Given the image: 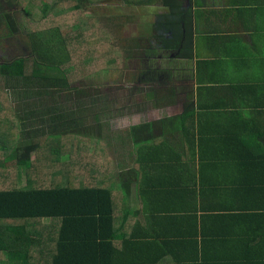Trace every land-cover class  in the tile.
Returning <instances> with one entry per match:
<instances>
[{
  "label": "trees",
  "instance_id": "trees-1",
  "mask_svg": "<svg viewBox=\"0 0 264 264\" xmlns=\"http://www.w3.org/2000/svg\"><path fill=\"white\" fill-rule=\"evenodd\" d=\"M2 1L9 6L15 1L17 9L11 13L0 4V26L21 31L30 53L0 64V264H109V251L124 253L114 248L120 236L115 221L125 214L136 219L137 203L146 207L157 195L164 196L156 183L163 171L175 172L187 164L169 141L179 132L173 128L179 120L112 132V115L71 108L66 95L81 84L103 87L106 74L128 71L135 51L146 48L143 39L113 35L123 25L118 15L86 16L81 0ZM154 94L148 102L154 106L147 112L178 102L170 89ZM179 195L177 190L168 194L170 200ZM172 212L177 217L182 208L159 207L156 223L162 225ZM228 232L223 245H216L233 258L227 261H209L199 254L218 242L213 237L191 247L199 236L195 229L174 232L172 243L157 249L179 257L192 249L190 260L172 256L174 264H264L263 234L252 245L235 238L231 246Z\"/></svg>",
  "mask_w": 264,
  "mask_h": 264
},
{
  "label": "crops",
  "instance_id": "crops-1",
  "mask_svg": "<svg viewBox=\"0 0 264 264\" xmlns=\"http://www.w3.org/2000/svg\"><path fill=\"white\" fill-rule=\"evenodd\" d=\"M121 1L139 12L138 29L151 21L157 40H166V34L179 40L155 46L169 50L162 55L178 64L158 81L163 89L182 86L174 94L178 102L147 114L155 124L167 118L179 120L173 127L179 132L169 141L187 164L175 172L163 171L156 183L164 196L157 195L146 207L137 203L136 219L125 214L115 221L120 236L114 248L124 253L112 249L105 261L172 264L177 252L164 254L158 246L172 243L174 232L192 229L199 236L191 247L213 237L218 242L207 244L206 253L199 254L209 256V261H227L231 256L216 249L224 232L232 231V238L226 235L231 246L235 238L252 245L264 235V0ZM126 25L120 27L123 34ZM170 190L180 195L170 200ZM175 204L182 212L177 217L172 212L169 220L157 224L159 207L172 209ZM191 250L177 257L189 259Z\"/></svg>",
  "mask_w": 264,
  "mask_h": 264
},
{
  "label": "rangeland",
  "instance_id": "rangeland-1",
  "mask_svg": "<svg viewBox=\"0 0 264 264\" xmlns=\"http://www.w3.org/2000/svg\"><path fill=\"white\" fill-rule=\"evenodd\" d=\"M45 1L50 3L52 0ZM81 1V10L86 16L118 15V21L127 24L125 26L127 34H123V29L121 32L119 26L117 30L118 34L113 35L116 38H131V36H133L132 38H141L144 40L143 45L146 48H141L138 52L135 51L136 56L127 62L126 68H128V71L113 73L112 75L106 74L103 87L87 88L81 84L80 90L66 95L68 96L70 105H72L71 108L73 110L78 107H84L87 110L96 109L97 112L112 115L108 119L109 128L112 132L144 123H154L155 120L147 114L149 112L147 110L153 105L152 103L149 105L148 102L150 100L153 101L155 97V94L153 97L150 94L156 92L158 89H162L158 83L160 76L171 74L178 67L174 58H171L170 55H162L167 54L169 50L165 51L160 48L156 50L155 46L163 48V45H167L168 40L170 41L171 39L174 43L179 42V40H176L174 34H166L167 38H165V41L162 39L157 40L156 35H154L156 32L153 30V22L151 21L138 29L136 17L139 12L135 8L124 6L121 0ZM0 4L6 10H10L11 13L17 9L15 1L10 6L2 0H0ZM149 12L148 9L147 13ZM66 25H70V23ZM21 33V31L19 33H12L4 26H0V64L28 56L30 53L29 40ZM181 87H172L170 90L176 93L181 90ZM91 105L95 106L93 107ZM120 112L121 114H125L113 120V116ZM154 114L158 115V113ZM164 115H167V113ZM24 179V172L21 170V183H23Z\"/></svg>",
  "mask_w": 264,
  "mask_h": 264
}]
</instances>
